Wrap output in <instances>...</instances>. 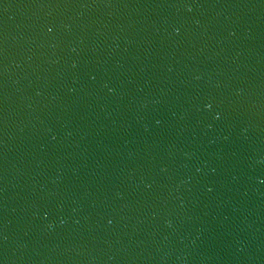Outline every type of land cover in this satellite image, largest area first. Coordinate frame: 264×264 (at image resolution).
Returning a JSON list of instances; mask_svg holds the SVG:
<instances>
[{"label": "water", "instance_id": "water-1", "mask_svg": "<svg viewBox=\"0 0 264 264\" xmlns=\"http://www.w3.org/2000/svg\"><path fill=\"white\" fill-rule=\"evenodd\" d=\"M0 264H264V0H0Z\"/></svg>", "mask_w": 264, "mask_h": 264}, {"label": "clouds", "instance_id": "clouds-1", "mask_svg": "<svg viewBox=\"0 0 264 264\" xmlns=\"http://www.w3.org/2000/svg\"><path fill=\"white\" fill-rule=\"evenodd\" d=\"M206 107H207V105H206Z\"/></svg>", "mask_w": 264, "mask_h": 264}]
</instances>
